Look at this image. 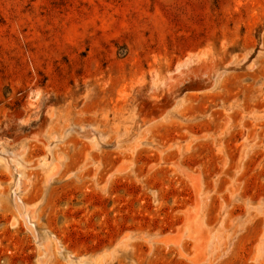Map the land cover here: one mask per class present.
<instances>
[{"label":"rangeland","instance_id":"1","mask_svg":"<svg viewBox=\"0 0 264 264\" xmlns=\"http://www.w3.org/2000/svg\"><path fill=\"white\" fill-rule=\"evenodd\" d=\"M0 264H264V0H0Z\"/></svg>","mask_w":264,"mask_h":264}]
</instances>
